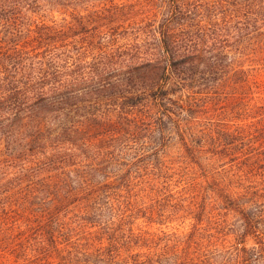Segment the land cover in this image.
Masks as SVG:
<instances>
[{
  "label": "trees",
  "instance_id": "16d2710c",
  "mask_svg": "<svg viewBox=\"0 0 264 264\" xmlns=\"http://www.w3.org/2000/svg\"><path fill=\"white\" fill-rule=\"evenodd\" d=\"M43 1L48 9L82 2ZM36 2L0 0V264H221L216 218L185 236L137 228L139 219L161 225L167 205L140 202L124 158L140 153L149 164L173 134L185 151L209 154L207 164L238 170V194L219 198L264 260L255 210L264 190L254 183L264 171L255 77L264 0H144L59 23L33 19L45 11ZM236 111V127L226 117L214 133L190 127L198 114ZM71 211L72 237L59 217Z\"/></svg>",
  "mask_w": 264,
  "mask_h": 264
},
{
  "label": "rangeland",
  "instance_id": "374dc122",
  "mask_svg": "<svg viewBox=\"0 0 264 264\" xmlns=\"http://www.w3.org/2000/svg\"><path fill=\"white\" fill-rule=\"evenodd\" d=\"M81 1L79 7L76 4L69 6L53 5L48 9L43 0H37L36 5L45 11H37L38 13L35 11V13H32L34 14L33 19L40 21V18L47 23H50V21L59 23L63 20L70 21L72 14H76L81 9L92 11L102 6L109 9L144 0ZM45 14L47 15L46 18L41 17V15ZM255 77L262 87L260 97L264 99V66L257 70ZM197 117L199 118L194 123H190V127L194 128L195 131L201 129V127H210L214 133L218 130L216 119H223L224 117H226L225 119L228 120V125L231 127H236L242 123L238 111L235 112V115L224 116L222 113L212 112L205 115L198 114ZM186 134L185 140H189V132H186ZM172 136V139L166 141L164 147L160 148L161 151L159 149L158 158L151 160L149 164L145 165L146 160L143 159L140 153L130 152L127 153L129 157L126 156L124 158V162L133 163L128 169V174L130 173L129 181L140 202L144 206L153 205L155 202L167 205V210L159 213L163 216L156 217V221H160L161 225H147L144 219H139L136 221L139 224L137 228L144 230L149 227L150 231L155 232L159 236L162 233L185 236L189 232H194V229L198 232L200 227L206 228L208 224L209 226L212 224L211 227H215L213 222H215L214 219L216 218L219 220L221 230V264H264V260L256 261L253 254L255 252L253 249L259 246L258 239L248 235V237H244L241 240L240 227L242 219L240 220V214L230 211L225 215L223 202L219 198L223 190L238 194V170L230 169L228 166L220 167L216 163L207 164V159L210 157L209 154L195 156L191 152L184 150L176 135L173 134ZM141 153L152 155L154 152L148 150V152ZM136 161H141V163L136 164ZM254 183L257 193L261 195L264 190L263 169L256 171ZM182 205H186L188 208L186 212L180 211V206ZM257 205L258 208L255 209L258 210L256 212V218L259 220L257 223L262 227L264 226V214L260 210L264 211V199H258ZM59 217L64 225V233L71 235V237L75 236L76 227L78 228L76 211H71L67 214L61 213ZM200 220L201 223L199 222ZM193 235L195 236L194 238L196 236L201 237L200 235ZM75 240L76 237L71 238L67 243L72 246V244H76ZM235 246L239 250L238 259L230 263V253ZM250 254H252V258L249 262L246 258Z\"/></svg>",
  "mask_w": 264,
  "mask_h": 264
}]
</instances>
